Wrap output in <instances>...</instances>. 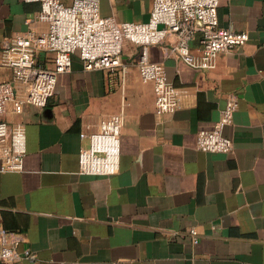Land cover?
<instances>
[{
    "label": "crops",
    "instance_id": "crops-1",
    "mask_svg": "<svg viewBox=\"0 0 264 264\" xmlns=\"http://www.w3.org/2000/svg\"><path fill=\"white\" fill-rule=\"evenodd\" d=\"M152 6L100 2L102 15L119 21H146ZM40 8L38 1L0 0V81L13 77L2 63L3 40L47 30ZM218 15L220 25L247 31L249 40L220 53L214 68L177 56L175 34L149 45L150 59L165 65L179 89L174 111L157 112L153 82L137 66L142 46L129 39L116 70L86 69L75 53L45 106L8 107L4 118L24 124L27 135L22 170H2L0 159V226L17 252L31 250L37 264H264V0H220ZM199 38L190 42L194 52ZM54 57L40 53L47 67ZM26 90L16 84L19 96ZM231 92L239 97L225 128L233 150L198 149L197 130L212 127ZM115 113L124 118L119 171L79 172L89 134Z\"/></svg>",
    "mask_w": 264,
    "mask_h": 264
},
{
    "label": "built area",
    "instance_id": "built-area-1",
    "mask_svg": "<svg viewBox=\"0 0 264 264\" xmlns=\"http://www.w3.org/2000/svg\"><path fill=\"white\" fill-rule=\"evenodd\" d=\"M40 2L38 19L47 22V30H29L3 40L2 63L13 71L11 80L0 81V159L2 170H22L27 152L24 124L11 125L4 113L10 106L14 113L22 112L26 103L43 107L53 95L58 78L72 69V55L78 54L86 69L114 71L122 66L123 44L129 39L142 46L137 66L144 81L154 85L156 110L170 112L180 106L179 89L168 79L165 65L149 57V45L165 42L176 35L173 52L185 62L200 69L214 68L217 56L241 47L249 40L247 31L220 25V0H153L146 21H119L103 16L101 0H26ZM200 33L198 52L190 42ZM42 51L54 52V64L44 66ZM27 85L26 94L16 93V84ZM239 106L235 92L227 95L226 104L212 127L199 128L196 147L209 152H231L233 139L225 134ZM124 118L115 113L102 119L100 129L89 134V145L79 152V172L112 175L119 171L121 161V130ZM86 137L85 133H82ZM6 228L0 226V264L21 256L38 259L31 250L20 254L14 248ZM195 242L200 234L190 229Z\"/></svg>",
    "mask_w": 264,
    "mask_h": 264
}]
</instances>
